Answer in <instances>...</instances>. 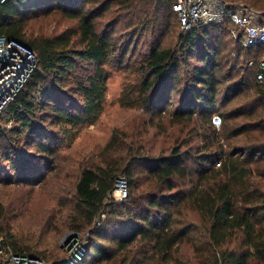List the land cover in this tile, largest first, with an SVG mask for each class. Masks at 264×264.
I'll use <instances>...</instances> for the list:
<instances>
[{
    "label": "trees",
    "instance_id": "obj_1",
    "mask_svg": "<svg viewBox=\"0 0 264 264\" xmlns=\"http://www.w3.org/2000/svg\"><path fill=\"white\" fill-rule=\"evenodd\" d=\"M220 1L229 8H245L264 23V0ZM239 1L242 6L236 5ZM61 2L5 0L0 5V37L26 46L37 59V67L25 86L0 115V161L21 183L31 177L34 166L31 156L23 153L20 146L34 147L38 156L52 159L61 141L72 140L79 130L93 124L103 112L108 80L105 67L114 62L122 66L128 50L112 33L98 32L96 28L97 18L115 0H84V8L71 13L77 20L76 33L51 36L46 23H40L37 32L27 27V18L32 17L24 14L33 16V12ZM136 2L127 0L126 10L132 11ZM64 3L76 7L75 0ZM175 3L176 0H158V5L171 9L178 20L173 11ZM229 29L227 22L193 27L178 35L172 49L151 43L139 64L138 85L124 87L119 98L122 107L163 117L176 98L174 121L185 120L197 126L198 119L205 118L204 132L211 138L207 151L194 155L174 147L168 155L152 158L145 153H116L121 151V144L114 131L99 153L101 163L83 169L74 189L75 230L79 231L81 225L91 228L108 213L118 180L127 183L120 211H111L112 216L126 219L123 227L112 229L115 252L90 247L98 264L112 261L118 253L123 254L126 264H185L177 257L184 244L193 249L198 264H264V191L251 182L253 165L264 181V102L253 100L240 109L226 111L246 89L264 99V86L255 80L264 47L243 48L241 40L231 38ZM226 38L237 48L232 59L241 61L243 74L237 82L234 76L223 75L229 68L228 55L222 53ZM249 61L254 63L252 68L246 67ZM181 68L183 75L179 74ZM214 114L221 119L218 131L211 123ZM240 119L245 123L239 125ZM256 133L259 137L253 136ZM242 138L248 145L234 148L233 144ZM241 152L245 154L243 158ZM135 168L140 172L136 173ZM193 177V186L183 190V184L193 182ZM142 181L148 186L139 191ZM185 208L207 221L202 230L204 243L203 235L198 240L191 236L192 225L182 226ZM4 215L0 204V220ZM235 238L241 243L239 250L227 247ZM11 239L8 234L2 241L6 253L33 258ZM133 250L135 256L128 261L126 254Z\"/></svg>",
    "mask_w": 264,
    "mask_h": 264
},
{
    "label": "rangeland",
    "instance_id": "obj_2",
    "mask_svg": "<svg viewBox=\"0 0 264 264\" xmlns=\"http://www.w3.org/2000/svg\"><path fill=\"white\" fill-rule=\"evenodd\" d=\"M64 1L66 0L54 6L51 4L49 7L45 6L44 10L39 12H33L34 17L24 14L25 17H32L27 18V27L37 32L40 23H46L45 29L48 35L76 33L78 24L71 13L84 8V0H75L76 7L73 8L66 6ZM115 1L117 2L97 18L96 28L98 32L112 33L121 45H127L128 50L122 66L114 62L105 67L108 80L101 116L93 124L79 130L72 140L61 141L57 155L52 159L38 156L34 147L21 145V151L31 156V164L34 166L30 169L31 177L23 180V183L17 182L9 166L0 161V204L5 209L4 218L0 220V241L1 243L5 241L10 234L11 240L23 251L31 254L33 259L37 260V264H55V262L56 264H98L90 249L91 245L110 254L115 252L111 242L112 229L123 227L126 219L116 216L117 214L116 217L112 216L111 211L114 209L118 213L125 200H120L119 192L121 188L127 189L125 180H118L113 194L114 203L109 202L108 213L102 215L99 222L91 228L81 225V230L76 231L74 213V189L79 175L83 169L101 163L99 153H102L103 147L114 131L117 132L121 144V151L116 153H145V156L152 158L166 156L174 147H181L182 151L195 155L199 151H207L205 147L210 143L211 137L204 132L207 127L205 118H199L197 126L185 120L174 121L172 114L177 105L176 98L163 117L120 105L119 98L124 87L138 85L141 77L139 64L147 54L151 43H161L164 47L172 49L176 46L177 37L183 30L172 10L160 7L158 0H137L135 8L129 12L125 7L127 0ZM236 5L242 6L241 1L236 2ZM89 8L86 7L85 10H90ZM97 13L98 11L94 14ZM29 34L30 32L27 33ZM222 48H225L223 55H228L226 61L230 68L223 75L234 76L237 78L234 81L237 82L243 74L241 61L232 59L237 53V48L228 38L224 40ZM243 55L242 51L241 56ZM179 74L183 75V68L179 70ZM246 90L226 107V111L240 109L253 100L264 102L263 98H258L254 90ZM221 103L223 104V100ZM217 111L223 110L218 108ZM237 122L242 125L245 120L240 119ZM216 130L218 131L219 128ZM256 135L259 137L260 134H253ZM246 143H248L246 139L242 138L233 146L234 148L246 146L248 145ZM239 155L243 158L245 154L241 152ZM251 167L254 169L251 182L264 191V181L257 176L256 167L254 165ZM134 171L139 173L140 169L135 168ZM195 179L193 177V182L186 181L182 189H190ZM141 184L139 191L146 190L148 183L144 181ZM181 221L182 226L192 225L194 234L191 236L194 239L198 240L203 235L202 241L205 242L202 230L207 226V221L199 213L185 208ZM227 244L231 250L241 248L237 238ZM135 252L133 250L126 254L128 261L135 256ZM177 257L185 264L199 263L188 244L180 247ZM123 261V254L118 253L112 261L100 264H126ZM254 263L256 262L252 264Z\"/></svg>",
    "mask_w": 264,
    "mask_h": 264
},
{
    "label": "built area",
    "instance_id": "obj_3",
    "mask_svg": "<svg viewBox=\"0 0 264 264\" xmlns=\"http://www.w3.org/2000/svg\"><path fill=\"white\" fill-rule=\"evenodd\" d=\"M5 0H0V5ZM173 11L177 13L180 27L187 31L197 26L230 24L229 34L232 39L241 40L245 49L264 47V23L249 10L229 8L220 0H176ZM254 66L253 61L246 64ZM37 67L35 54L26 46L0 37V115L14 101ZM255 80L264 86V57L257 65ZM219 128L221 119L214 115L211 120ZM10 126V124H9ZM220 163L216 164L219 167ZM120 200L125 199L126 189L121 188ZM1 264H37V260L25 256L7 254L0 241Z\"/></svg>",
    "mask_w": 264,
    "mask_h": 264
}]
</instances>
